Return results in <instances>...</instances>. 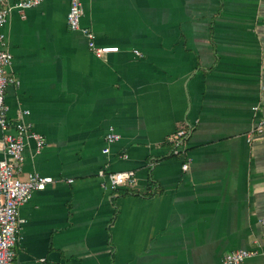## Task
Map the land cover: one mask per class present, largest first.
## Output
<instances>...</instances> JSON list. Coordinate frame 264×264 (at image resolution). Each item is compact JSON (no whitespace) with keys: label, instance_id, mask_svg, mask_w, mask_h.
<instances>
[{"label":"crops","instance_id":"obj_1","mask_svg":"<svg viewBox=\"0 0 264 264\" xmlns=\"http://www.w3.org/2000/svg\"><path fill=\"white\" fill-rule=\"evenodd\" d=\"M80 2V25L118 51L87 48L69 0L14 10L0 29L20 81L7 118L45 141L28 140L20 177L51 178L19 206L13 264H220L240 248L253 252L241 264H264V0ZM109 126L120 138L103 153ZM123 170L135 180L119 189L152 180L153 194L104 188Z\"/></svg>","mask_w":264,"mask_h":264},{"label":"built area","instance_id":"obj_2","mask_svg":"<svg viewBox=\"0 0 264 264\" xmlns=\"http://www.w3.org/2000/svg\"><path fill=\"white\" fill-rule=\"evenodd\" d=\"M42 0H13L6 2L0 0V29L6 23L9 14L17 11L23 16L25 10L38 5ZM82 7L80 0H69L66 13V23L70 30H79L87 41V48L96 56L101 57L108 52L118 51L117 46H98L95 43L94 33L91 29L82 27L80 19ZM138 55L137 51H134ZM12 55L6 48V40L0 32V264H13L15 257V245L19 231V206L25 203L34 191L43 190L51 181L50 177L41 176L37 173H29L26 178H21L24 160V151L28 140L34 142V150L39 151L44 146L43 136L34 131L31 125L21 120L9 121L7 118V105L5 103V90L9 84L19 85V79L9 72ZM255 108V107H254ZM27 111H23L26 113ZM254 131L258 134L264 131V115L257 120ZM192 132V126L179 127L169 139L172 145L171 153L178 155L185 151L187 140ZM120 138V134L109 126L104 136L105 147L103 153L109 151L108 145ZM189 161H184L182 170L186 171ZM99 175L104 176L100 171ZM135 180L133 170L115 171L105 175L104 188L112 191L119 188L132 187ZM71 182L72 179H67ZM264 229V216L259 220ZM252 251L240 248L224 254L220 264H241ZM33 264H45V259L39 258Z\"/></svg>","mask_w":264,"mask_h":264},{"label":"trees","instance_id":"obj_3","mask_svg":"<svg viewBox=\"0 0 264 264\" xmlns=\"http://www.w3.org/2000/svg\"><path fill=\"white\" fill-rule=\"evenodd\" d=\"M149 187H148V191L146 192H137V191H134L132 188L130 189H125V190H122V189H115L113 190V192L117 193L118 195H127V194H132V195H137V196H142V197H147V196H151L154 192V181L152 180H149Z\"/></svg>","mask_w":264,"mask_h":264}]
</instances>
